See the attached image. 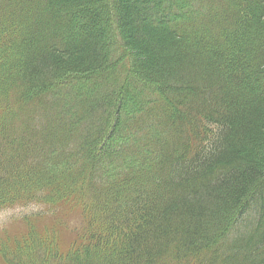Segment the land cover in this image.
<instances>
[{
    "label": "trees",
    "instance_id": "16d2710c",
    "mask_svg": "<svg viewBox=\"0 0 264 264\" xmlns=\"http://www.w3.org/2000/svg\"><path fill=\"white\" fill-rule=\"evenodd\" d=\"M73 201L5 264H264V0H0V210Z\"/></svg>",
    "mask_w": 264,
    "mask_h": 264
},
{
    "label": "rangeland",
    "instance_id": "374dc122",
    "mask_svg": "<svg viewBox=\"0 0 264 264\" xmlns=\"http://www.w3.org/2000/svg\"><path fill=\"white\" fill-rule=\"evenodd\" d=\"M137 78L134 77L135 80ZM82 84H86L85 90H94V88L98 87L95 86V80H86ZM102 85L104 84H99L100 91L98 93L100 94L105 91ZM141 90L146 89L143 88ZM120 135L130 137L121 132L114 134L112 137L115 140H121ZM104 151L102 150L98 154L102 158H104ZM102 163L105 165L108 162L102 159ZM84 225L81 209L76 206L75 202L67 206H48L36 202L15 205L0 210V241L9 242L8 244L13 241H20L26 236L28 230L34 229L38 233V238L43 234H53L55 239H57L56 241H58V253L67 254L73 250L74 246L80 243V235L84 231ZM0 264H5L1 256Z\"/></svg>",
    "mask_w": 264,
    "mask_h": 264
}]
</instances>
